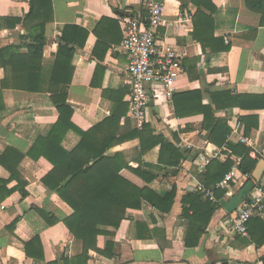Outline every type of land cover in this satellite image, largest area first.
<instances>
[{
  "label": "crops",
  "instance_id": "1",
  "mask_svg": "<svg viewBox=\"0 0 264 264\" xmlns=\"http://www.w3.org/2000/svg\"><path fill=\"white\" fill-rule=\"evenodd\" d=\"M159 1L164 3L165 11L157 41L165 47L185 49V71L177 80L171 99L162 90L159 94L150 91L147 124L152 126L155 135L165 137L187 152V158L179 167H163L159 164L161 145H157L141 158L144 164L153 165L146 167L155 174L153 180L147 182L128 168L121 171L120 174L137 187L149 188L159 196L176 188L174 204L168 213L146 200L140 208L127 209L119 227H102L109 233L98 237L101 250L113 244L112 250H108L112 255L91 250L87 264H263L264 209L253 217L258 219L253 226L255 236L262 239V244L257 245L251 237L232 231L233 214L221 203L231 199L246 182L231 184L229 190H218L219 203L214 204L213 213L205 203L207 199L196 192L199 184L215 186L221 181L218 168L227 162H232V168L243 155L226 145L220 147L212 143L203 128L202 114L177 115L174 107L175 95L195 90L202 92L204 104L211 103L210 93L216 91L264 93L261 14L249 9L246 0H212L216 6L215 36L229 45L227 51L213 53L204 50L194 39V14L198 7L192 0ZM53 6V20L46 27L51 39L44 50L41 89L32 92L14 87L13 74L0 66V89L3 81L8 85L0 98V154L12 148L24 155L18 170L28 192L22 197L18 181L11 179L10 171L0 164V264H64L63 257L73 258L82 253L81 243L64 222L73 212L72 208L43 183L52 165L44 158L35 160L28 156L36 140L48 136L59 119L48 86L58 52L55 37L66 25H77L88 32L85 46L78 48L73 58L74 74L67 99L74 110L73 123L88 131L110 117L115 99L105 96L104 91L111 97L114 95L110 91H113L120 93L128 105L127 113L120 119V134L140 130L128 116L129 56L122 47L125 32L120 18L146 17L144 0H53ZM201 10L208 13L204 7ZM29 11L30 0H0V49L24 44L21 38L27 34L24 24L9 28L4 19H24ZM26 52L23 47L21 53ZM253 113L259 115V127L247 136L241 117ZM216 115L228 120L231 144L246 147L247 155L253 159H264V110L234 108L218 110ZM241 138L249 139L252 146L243 144ZM80 141L81 136L71 130L62 145L71 151ZM140 149V141L135 138L116 145L106 154L124 153L131 166L138 168L140 163L136 159ZM252 150L257 152L255 157L250 156ZM38 209L54 215L58 221L48 224ZM17 218L20 221L10 229ZM35 236L42 242L40 259L29 257L24 244Z\"/></svg>",
  "mask_w": 264,
  "mask_h": 264
},
{
  "label": "trees",
  "instance_id": "2",
  "mask_svg": "<svg viewBox=\"0 0 264 264\" xmlns=\"http://www.w3.org/2000/svg\"><path fill=\"white\" fill-rule=\"evenodd\" d=\"M198 7L194 14L193 36L203 47L213 53L227 51L229 45L222 38L215 36L214 13L216 6L212 0H192ZM247 6L252 11L261 14V26L264 27V0H246ZM186 6H183L185 8ZM204 7L207 11H202ZM53 0H30V11L23 18L4 19L7 27L15 28L23 23L27 34L21 36L24 44L6 46L0 49V66L7 73L14 76V87L27 91H39L41 89L40 78L43 68V56L45 47L51 37L46 34L47 24L53 20ZM88 32L77 25H66L60 35L55 38L58 42V52L53 67L48 92L51 100L59 112V119L48 136L39 137L28 153V156L39 160L46 159L52 169L43 178V183L56 192L73 210L64 222L71 234L81 243L82 253L73 257H63L64 264H87L91 250L100 254L111 256L113 244H108L105 250L98 247V237L109 232L102 227H119L125 218L127 209L142 207V201L146 200L161 212H170L176 197V188L159 196L149 188L137 187L120 173L124 168L131 169L137 175L149 182L155 178L147 168L151 164L142 162V155L151 147L161 145L159 164L163 167H179L187 152H183L176 144L168 141L163 136L154 134L150 124L143 129L132 130L121 135L119 132L120 119L127 113L128 105L121 99L120 93L111 94L104 91L105 96L115 102V107L110 117L95 125L88 131L78 128L72 121L73 108L68 104V90L74 74L73 58L78 48H83ZM26 47L27 52L21 53ZM8 78V77H7ZM25 81L23 84L22 82ZM6 80L2 82L0 98L3 89L7 87ZM211 103H203V95L199 90L177 94L174 97L175 113L183 112L200 113L203 115V128L209 133L208 139L217 146H228L234 152L243 155L239 169L243 173L252 175L259 159H253L247 155V148L240 144L233 145L228 141L231 126L227 119L217 117L216 111L240 108L249 111L264 110V93L240 94L232 91H216L210 93ZM245 125V135L249 136L253 129L259 127V115L257 113L241 117ZM75 131L81 136L77 147L71 151L66 150L62 143L69 131ZM139 139L141 149L137 157L140 163L138 168H133L124 153H116L108 156L106 153L116 145L129 139ZM24 158L14 149L8 148L0 154V164L11 173V179L18 181L22 197H26V182L22 179L18 166ZM232 162H227L217 170L218 180H222L226 172L230 170ZM7 184L8 181H2ZM219 196V195H218ZM201 199V196H197ZM210 213L216 206L207 200ZM38 212L48 224H54L57 218L43 209ZM17 218L10 227L13 229L18 222ZM258 219L252 218L248 224V236L257 245L262 244V239L256 238L253 226ZM26 253L29 257L40 259L42 242L39 236L24 242ZM111 248V249H110ZM264 264V258H263Z\"/></svg>",
  "mask_w": 264,
  "mask_h": 264
},
{
  "label": "built area",
  "instance_id": "3",
  "mask_svg": "<svg viewBox=\"0 0 264 264\" xmlns=\"http://www.w3.org/2000/svg\"><path fill=\"white\" fill-rule=\"evenodd\" d=\"M148 11L146 17H121L124 29L122 47L129 56L127 71L130 76V95L128 116L138 129H143L149 119L151 106L150 91L159 94L162 90L168 99L173 97L176 82L184 73V48H172L159 45L157 41L159 28L164 21V3L159 0H144ZM171 25V23H170ZM228 43V40H226ZM241 142L251 147L249 139ZM228 150V149H227ZM257 152L252 150L250 156ZM242 159L239 158L224 178L213 187L199 184L196 192L203 198L218 204V190H229L231 184L245 183L252 175L239 169ZM264 209V180H261L251 191L247 199L233 213L230 224L237 234L248 236V224L255 214Z\"/></svg>",
  "mask_w": 264,
  "mask_h": 264
},
{
  "label": "water",
  "instance_id": "4",
  "mask_svg": "<svg viewBox=\"0 0 264 264\" xmlns=\"http://www.w3.org/2000/svg\"><path fill=\"white\" fill-rule=\"evenodd\" d=\"M263 174L264 159H261L252 173V178L248 180L231 199L222 200L221 203L225 210L230 214L235 213L237 208L244 202L245 199H247L251 191L261 181Z\"/></svg>",
  "mask_w": 264,
  "mask_h": 264
}]
</instances>
